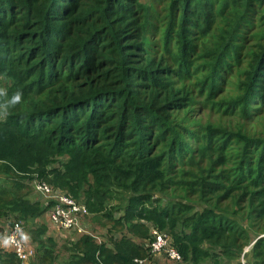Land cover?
Returning <instances> with one entry per match:
<instances>
[{
  "label": "trees",
  "instance_id": "obj_1",
  "mask_svg": "<svg viewBox=\"0 0 264 264\" xmlns=\"http://www.w3.org/2000/svg\"><path fill=\"white\" fill-rule=\"evenodd\" d=\"M0 80V219L33 264H147L152 227L178 264H264V0H0ZM34 180L129 235L59 260Z\"/></svg>",
  "mask_w": 264,
  "mask_h": 264
},
{
  "label": "built area",
  "instance_id": "obj_2",
  "mask_svg": "<svg viewBox=\"0 0 264 264\" xmlns=\"http://www.w3.org/2000/svg\"><path fill=\"white\" fill-rule=\"evenodd\" d=\"M32 193L39 198L38 201H43L48 206L46 216L51 228L68 232V239L71 241H75L82 235L92 236L90 232L84 229V218L90 212L81 200L74 199L65 192L54 189L51 185L39 180H34L32 183ZM260 237H264V234L258 236V238ZM5 240L9 242L11 250L19 256L22 263L35 255V247L27 242L24 230L19 223L6 229ZM148 240L149 238L146 242ZM146 246L152 256L165 254L172 263L183 262L181 253L174 246L173 239L167 231L152 227L150 241ZM249 248L250 246H247L244 249L241 255V264H246L245 253ZM136 261L144 262L145 260L136 259Z\"/></svg>",
  "mask_w": 264,
  "mask_h": 264
},
{
  "label": "rangeland",
  "instance_id": "obj_3",
  "mask_svg": "<svg viewBox=\"0 0 264 264\" xmlns=\"http://www.w3.org/2000/svg\"><path fill=\"white\" fill-rule=\"evenodd\" d=\"M144 2L149 3L150 0H144ZM0 85H1V80H0ZM6 112V110L2 109V107L0 106V116L4 117V113ZM0 117V119H2ZM56 165H58L56 163ZM29 198H31L32 202L38 201L39 198L34 194V193H30L28 195ZM37 197V198H36ZM40 202V204L42 206H45L46 203L43 201H38ZM116 216H120L122 214V212H115L114 213ZM43 220L45 222H47L49 231L48 234L50 236H53L54 239L57 241V252H59L60 254V258L59 260H63L67 254L69 253V245H68V237H69V233L68 232H64V231H60V230H55L53 228H51L50 223H48V219L47 216L44 215ZM19 223L20 226L23 228L24 230V234H25V238L27 240V242H29V244H31L32 246H34L32 244V242L29 239V236L27 235V232L25 230V227H23L24 223L21 221H15L13 219V217L8 220L7 218H1L0 219V228L2 230H5L9 227H11L12 225ZM84 229L87 232H90L92 234V236L98 241V242H107V243H111L113 239L119 238L122 235H129V233L127 232V229L124 226H119L117 224H115V222L113 220H110L108 217H106L104 215V213L101 214H92L89 213L88 216H86L84 218ZM5 228V229H4ZM51 230V231H50ZM149 240L146 242L145 240H142L140 237L137 236H133V235H129L132 236L138 243L142 244V246L147 248V243L150 241V237H151V230H150V234H149ZM78 237V236H76ZM28 238V239H27ZM4 240V237L2 239H0V245L3 247L4 243L2 244L1 241ZM36 247V246H34ZM147 256L145 258V263L147 264H178V263H172L168 260V258L165 256V254H159V256H152V254L149 253V249L146 251ZM36 255V254H35ZM32 256L30 257L28 260H26V262H24L23 264H33L35 262L36 257ZM246 260V264H247V259ZM182 264H188L187 262H184ZM204 264H210V262H205Z\"/></svg>",
  "mask_w": 264,
  "mask_h": 264
},
{
  "label": "clouds",
  "instance_id": "obj_4",
  "mask_svg": "<svg viewBox=\"0 0 264 264\" xmlns=\"http://www.w3.org/2000/svg\"><path fill=\"white\" fill-rule=\"evenodd\" d=\"M21 98H22V93L20 92H16L13 97H12V103L13 104H17L21 101Z\"/></svg>",
  "mask_w": 264,
  "mask_h": 264
},
{
  "label": "crops",
  "instance_id": "obj_5",
  "mask_svg": "<svg viewBox=\"0 0 264 264\" xmlns=\"http://www.w3.org/2000/svg\"><path fill=\"white\" fill-rule=\"evenodd\" d=\"M1 243L2 244L4 243L3 247L0 245L1 248H4L5 250H9V251L11 250L10 244H9V242L7 240L4 239L3 241H1Z\"/></svg>",
  "mask_w": 264,
  "mask_h": 264
}]
</instances>
